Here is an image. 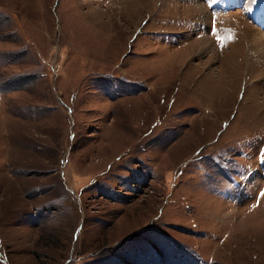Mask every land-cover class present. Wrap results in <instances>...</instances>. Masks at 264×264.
Returning <instances> with one entry per match:
<instances>
[{"label": "rangeland", "instance_id": "374dc122", "mask_svg": "<svg viewBox=\"0 0 264 264\" xmlns=\"http://www.w3.org/2000/svg\"><path fill=\"white\" fill-rule=\"evenodd\" d=\"M258 33L264 0H0V264H264Z\"/></svg>", "mask_w": 264, "mask_h": 264}, {"label": "bare ground", "instance_id": "6f19581e", "mask_svg": "<svg viewBox=\"0 0 264 264\" xmlns=\"http://www.w3.org/2000/svg\"><path fill=\"white\" fill-rule=\"evenodd\" d=\"M257 35H258V37H256L257 40H255V41H257V43H260V42L263 41V43H264V34L258 33ZM253 43H254V42H253ZM263 43H261L262 46L264 45ZM254 44H255V43H254ZM256 46H257V45H256ZM260 48H261V46H260ZM262 50H263V49H262ZM257 51H258V50H257Z\"/></svg>", "mask_w": 264, "mask_h": 264}]
</instances>
